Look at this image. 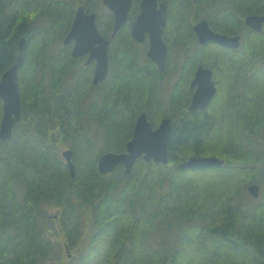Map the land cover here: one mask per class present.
<instances>
[{
    "label": "trees",
    "instance_id": "obj_1",
    "mask_svg": "<svg viewBox=\"0 0 264 264\" xmlns=\"http://www.w3.org/2000/svg\"><path fill=\"white\" fill-rule=\"evenodd\" d=\"M140 1L133 0L129 21L116 34L109 51L111 67L115 68L114 79L118 81L113 88L119 93V98L124 99L125 105L128 93L122 90L123 87L126 85L134 89L129 104H137L136 109L126 112V117L121 119L116 110L122 108L119 104L123 102L108 101L113 109V121L107 122V125L100 123L95 109H88L89 115L104 126L107 150L119 152L126 149V142L133 134L135 113L148 105L142 109L149 114L160 89V76L163 74L159 70L157 73L155 66L153 70H141L133 64L129 66L130 69L120 72V64H116L119 51L126 64H130L132 59L135 61L137 45L132 37L130 22L140 12ZM161 1L169 5L168 27L165 30L168 44L175 45L174 41L177 42L179 37L184 38L186 34L195 37L194 23L206 19L215 31L242 37L241 47L244 48L240 50V55L233 54L239 51L232 48L210 43L222 52L226 51L223 52L226 60L238 59L237 64L230 66V72L226 68L224 81L227 82L228 75L231 80L236 76V80L231 83L236 90L238 76L233 72L234 68H243V74L246 75L253 69L245 81L250 84L256 81L255 69L264 64V30L262 33L253 30L245 24L244 18L249 14H264V0ZM100 2L80 0L77 4L79 6L82 3L88 11H95L98 15ZM73 7L70 0H0V78L17 63L20 39L26 37L28 40L19 70L22 119L16 123L11 140L0 139V161L3 162L0 166V264H62L64 258L54 254L52 231L44 222L43 213L48 205L62 207L59 223L63 225L69 247H76L79 252L72 259V264H264V203L256 204L251 212L239 203L241 197L237 199L241 190L248 193L247 182L252 183L257 177L263 178L261 168L264 165L258 166L255 178L247 176V172L252 173L253 167L256 169L258 158L255 155V141L257 136L263 134L264 120L259 124L258 120L252 119L251 115L256 112H251L248 107L246 114H240L238 103L242 96L230 100V104L234 101L236 105L230 109L231 119L226 120L224 106L227 91L220 83L214 102L221 111L222 124L224 120L225 124L229 121L232 125L229 129L230 140L226 141L221 133L217 138L218 146L209 144L214 140L211 134V127L216 120L214 112L195 114L187 110L186 114L179 116L169 113L167 116L174 118V128L169 141L168 164L147 163L139 159L130 174H126L123 166H119L105 176L97 171L96 157L92 162H85L82 170L78 168L76 176L72 178L56 148L39 142L38 136L46 133L48 122L55 125L56 109L73 107L77 110L76 115H70L72 118L66 123L69 131L74 129L77 122L81 123L79 97L78 103L67 107L72 97H66V102L65 99L61 101L57 86H61L68 75V60L72 62L76 58L68 56L64 61L62 58L65 53L63 56L48 55L52 45L59 43L70 30L75 15ZM112 23L113 16L107 29L112 30ZM107 29L105 31L109 32ZM166 34H169V39ZM105 37L110 35L106 33ZM197 45L199 49L193 59L197 64L209 66L214 52L210 51L211 47L200 43ZM218 55L216 53L219 59L221 56ZM170 60H173L172 57ZM47 64L53 66V75L46 70L47 79H50L44 85L42 73ZM137 69L140 70L138 74ZM142 79L150 82L148 90L154 99L143 95L147 86H138ZM222 79L220 76V82ZM261 79L258 77L262 84L259 89L264 92V75ZM135 86L141 89L137 90ZM249 89L248 86L247 93ZM76 95L73 94L74 97ZM262 96L264 98V94ZM245 98L247 102L251 101L246 95L242 101ZM2 115L3 103L0 100V121ZM246 116L252 120L253 126L259 124L257 130L247 131L245 137L251 141L248 146L243 145L241 137L234 140V135L240 130L239 124L236 128L234 122H244ZM152 122L157 124L156 120ZM186 147L191 154L181 155ZM192 156H217L224 163L203 168L177 167L178 162ZM248 197L255 202L254 197ZM139 210L142 212L140 217L137 216ZM141 220L144 222L140 223ZM181 221L188 223L182 240L173 244L164 240L153 250L152 235L156 229L160 227L157 230L159 235L166 224L173 229ZM138 225L149 227L141 233L146 235L143 242L136 239L139 235ZM83 232L84 238L80 240ZM246 242L248 245H245ZM243 246H247V249Z\"/></svg>",
    "mask_w": 264,
    "mask_h": 264
},
{
    "label": "rangeland",
    "instance_id": "obj_2",
    "mask_svg": "<svg viewBox=\"0 0 264 264\" xmlns=\"http://www.w3.org/2000/svg\"><path fill=\"white\" fill-rule=\"evenodd\" d=\"M70 1H71L72 5L74 6L73 7L74 12H76L77 7H78L77 2H79L80 0H70ZM83 1H85V0H83ZM93 1L96 3L98 0H93ZM81 5H82V3H81ZM97 11H98L97 19L100 20V22L98 21V24H97L98 28L100 29V31L102 32V34L104 36H106V33L108 36L109 35L111 36L112 30L107 29V27H108L109 21L112 19V16H113L112 11L105 4H103L102 0L100 2L99 7H97ZM113 18H114V16H113ZM167 24H168V22L166 23L165 30L168 27ZM112 28H113V23H112ZM106 29L109 32H106L105 31ZM166 36L169 39V34H166ZM185 36H187V34ZM170 37H172V36H170ZM64 38L65 37H63L59 43L55 42L54 45H52V47L49 49V52H48L49 57H51L52 55L54 56L55 54L58 56H63L64 53L67 54L66 56H64L62 58V60H64V61H66L68 59V56L73 57L71 54L73 43L65 44ZM164 38H165V31H164ZM179 38H181V37H179ZM195 39L197 40V43H199L198 38L195 35L194 39L191 41V42L195 43V45L193 46L195 48L194 52H192L188 55H182V53H184V49L181 48V46L180 47L176 46L173 50V52H175V53H173L174 55L172 56V59L174 60V58H178L180 56L179 58H180L181 62L182 63L185 62L187 66H190L192 64V61L194 60L193 59L194 55L197 53V51L199 49L197 43L195 42ZM165 40L167 42L166 38H165ZM135 43L137 45L135 48L136 49L135 61H133L134 59H132L130 61V64H126L125 60L123 61V59H121V53L119 54L120 51L119 52L117 51L118 54L115 52L117 54V57H118L116 64L117 65L120 64L118 66V70L120 72H124V71L131 68L129 66L134 64L141 70H145V69H152L153 70L156 67V70H157L156 72L158 73L157 65L147 55V51H148L149 46H150L149 39L145 40L144 42H138L135 40ZM209 44H210V42L204 45V46L211 47L210 51L214 52L213 57H211L212 59L209 61V64H213L212 60H214L215 61V67L221 66V68L216 69V71L214 72V76L216 78L215 80H216L217 85L220 83V85L224 88L227 82L224 81L225 76H224V73L222 72V70H223V61L226 60L224 55H223L225 53H223V52H226V51L222 52L220 49H217L218 47H215V46H212V44H210V45ZM251 44H253V41H251ZM216 45H219V44H216ZM220 46H222V45H220ZM27 47H28V44H27L26 48ZM243 48H244V46L241 47V45L238 48H233L235 51H239V52H235L233 54L238 55L239 53H241L240 50H242ZM119 49H121V48H119ZM116 50H118V48ZM216 53L219 54L218 56H221L219 59L217 58ZM113 54H112V58H113ZM207 57H210V55ZM215 57L218 59V61L216 60ZM82 58H84V57L76 58L74 61H72L71 67L69 68L70 70L68 69L69 70L68 75L65 76L64 82L62 83L61 86H60V84L57 85L59 88L58 92L60 93L59 99L61 101H63L65 99V102H66V97L67 98L68 97L73 98L74 87L78 83V80H80V78H77V77L82 75L83 73L87 75V78L89 81L88 83L92 84V85H88L85 93L82 95V93L80 92V95H79V103L82 106V109H80L81 110L80 111L81 123L77 122L75 124L74 129L71 131H69L68 128L66 127V123H68L67 121L69 119H71L72 116L76 115V112H77V110L72 107L75 105V103L77 101V97H74L73 99L68 101V103L66 105L67 107H72V109L61 108V109L54 110V113L57 116L54 118L56 120L55 125L50 124L48 122V127L45 128V131L47 130L46 133L39 134V136H38L39 142H42L48 146L49 145L53 146L51 137H52V139L54 138L56 140L55 145L58 146L57 148L60 147V149H61V151H59L60 154L62 153V151L66 150L68 148H71L74 152L73 158H74V155L75 156L77 155L73 159V160H76V162L74 161L75 164L77 163L76 172L78 171V168L80 170H82V167L85 166V162H92L95 160L96 157L98 159V156L102 152L107 150V149H105L106 148L105 141H106L107 137H106V134L104 131V126L99 125V122L95 121V119L89 115V113H88L89 110L92 108L95 109V111H97L98 120L100 121V123L101 124L104 123L107 125V122L113 121V109L109 105L108 101H110V102H113V101L114 102H116V101L117 102H123L122 104H119L122 106V108L120 107V108H118V111L116 110V114H118V116H120L121 119L126 117L125 116L126 112H129V111H132L133 109H136V105H137L136 104L134 106H131L129 104L130 100L133 99L132 93L135 91L134 89H131L130 87H128L126 85L123 87L122 90L126 91V93H128V96L130 94L129 98L127 96V100H126L127 103L125 105L124 99L119 98V93L116 92L115 89L113 88L114 85L116 84V82H118V81L116 79H114L115 68L113 69L111 67V61H110V70H109L110 72H109L107 79H105L99 85H93L92 74L94 72V68L92 67V69H88L87 65H85V63H84L85 60L84 59L81 60ZM237 60L238 59H234V61H231V63L237 64ZM70 61L71 60H68V62H70ZM170 62H171V68H170V70H168V63H170ZM238 62L240 64V61H238ZM45 63L46 62L44 61V64ZM179 63L180 62H176V59L174 61L170 60L169 51H168L166 69H165V71L160 72V74H163V75L160 76L161 77L160 78L161 79L160 80V89H158V92H157L158 93L157 101H155V103L150 107L151 111L148 114V117L151 121L156 120L157 124L155 123L154 125H158V123L161 121L162 117L164 115L167 116L169 113L171 115L177 114L179 116L180 114H186V112H187V109L184 106V104L187 101H189V99L187 97H183V100L180 102H177V103H175V101L173 99H172V101L170 100V98H171L170 95L173 94L172 87L173 86L175 87L177 85V81H176L177 76L175 74L178 73ZM231 63L228 62L227 64L231 65ZM261 63L262 62H260V64ZM116 64H115V67H116ZM127 65H128V67H127ZM192 66L194 67V64H192ZM47 69H48V72L50 73V71H51L50 74L53 75L52 74L53 66H51V65L48 66V64H47V66L44 68V71L42 73L44 75V82H43L44 85H46V82L50 79V78L47 79L48 75L46 76V70ZM167 70H168V73H167ZM183 70H184V66H183ZM190 70H194V68L190 67ZM250 70H253V69H250ZM136 71H137V74H138V72H140V70H138V69ZM50 74H49V76H50ZM189 74H190V72L186 73L184 70L183 77H185L186 75H189ZM255 75H256V81H258V77H259V80L261 79V76L264 75V64L261 65V68L258 67L255 69ZM220 76L223 77L221 82H220ZM123 77H125V76H123ZM137 81H139V78H137ZM140 81H141V83L138 86L143 85V88H145V86H147V89L143 95L144 96L147 95L148 97L150 96V98H152L151 94L149 93V90H148L151 86L150 82H148V81L146 82V80H143V79ZM119 83H118V85H119ZM86 85H87V83L85 81L84 86H86ZM138 86H135V88L137 87L136 88L137 90H139V88H140ZM261 86H262V84H261ZM256 87H257V83H256L255 89L253 91L260 92V90L259 91L256 90ZM220 90H221V87H220ZM224 90H226V88H224ZM78 92H79V88H78ZM255 92H253V93H255ZM261 92L258 95H256V97H259V96L261 97L264 94V92L262 90H261ZM216 94L217 95L214 97V99L212 100L211 105H210V106H212L211 110H213L212 112H214L215 119H216V120H214L213 126L211 127L212 128L211 134H213L214 140H212L209 143L213 147L219 145L217 138H218L219 134H221V133H222V135L226 141L230 140V138H231V132L230 131L231 130H229V129L232 127V125L229 123V121L226 122V124H225L224 120H223V124H222V119L219 115L221 111H220L218 106H215V102H214L218 96V93H216ZM84 95L86 97L85 100H83ZM100 96H101V98H100ZM106 96H107V100L105 101ZM254 96H255V94H254ZM92 98H94V99H92ZM96 98L98 99V100H96V102L99 103L97 106H96V104L93 103V101ZM102 98H103V101H101ZM237 98L238 97H236V99ZM152 99H154V98H152ZM155 99H156V97H155ZM252 100L253 99H251L249 106H247L250 109V111L252 110L251 106L253 105V107H254V104H256L255 101L253 100L254 101L253 102ZM83 102H84V104H83ZM263 102H264V99H263ZM139 103H142L141 100H139ZM175 104H176L177 108L174 107ZM180 106H181V108H180ZM146 107H149V106L144 105L140 108V110L142 108H146ZM178 108H180V109H178ZM142 110H145V109H142ZM176 110H178V111H176ZM69 111H71V112H69ZM138 112L135 113L133 127H134V124L136 121V117L139 114ZM70 115H72V116H70ZM24 123L25 122H23V124H21L19 130L21 129V127H23ZM258 123H261V119L258 121ZM0 126H1V121H0ZM35 126L37 127V124ZM234 126H236L235 122H234ZM36 127H34V128H36ZM236 128H237V126H236ZM250 128L249 127H247V128L242 127L238 131L239 133L237 135H234V137H235L234 140H239V138L241 137L243 145H247V146L250 145L251 141L247 140V138L245 137V135L247 134V131L250 130ZM79 130H80V133H79ZM261 131L263 134H260V137L257 136V140L255 141V144L257 147L255 155L258 158L257 161L255 162L256 169L253 167L252 173H250V171H249V173L247 172V176H249V177L253 176L255 178L256 172L259 171L258 166L264 165V160H263L264 159V128ZM35 137H36V135H35ZM253 137L255 138V136H253ZM213 142H216V143H213ZM213 144H216V145H213ZM126 145H127V142H126ZM229 148H231V147H229ZM188 150H189V148L186 147L185 151H181V155L191 154V152ZM107 151H110V150H107ZM116 152H118V151H116ZM246 154L248 157V153H246ZM59 157L62 159V156H59ZM97 159L95 160L96 161L95 162L96 168H97V163H98ZM183 161H185V160H181L180 162H178L177 167H178V164H181ZM169 162H170V159L167 163H163V164H168ZM2 163L3 162L1 160L0 166L2 165ZM63 165L65 166L64 161H63ZM263 170H264V166H263V169L261 168L263 178L261 179L260 177H257V180L252 181V183H258L260 186V195L258 198H254L255 202H253L251 200V198L248 197V196H251L249 193L246 192L248 195L244 193V189L241 190L242 193L241 194L239 193V195L237 196V199L239 197H241V202L239 201V203H241L247 211L252 212L253 207L256 204L264 203V171ZM254 172H255V174H254ZM130 173H127V174H130ZM109 174H111V173H109ZM109 174H107V175H109ZM107 175H105V176H107ZM0 176H2L1 171H0ZM250 184H251V182H247L246 188H247V185L249 186ZM240 195H242V196H240ZM61 209H62V207H59V206L48 205L46 212L43 213V215L45 217L44 222L47 223V225L51 228V231H52L51 234H52V239H53L54 247H55L54 254L58 257L64 258L62 261V264H72V262H73L72 259L75 258L79 254V252H77L76 247H68V249H67V246H66L67 239L65 238L64 233H63V232H65V230L63 228V225H61L59 223V218L61 217V211H62ZM141 215H142V212H141V210H139L137 216L140 217ZM248 216L250 217V219H252L250 214H248ZM50 219H52V220H50ZM143 222H144V220L140 221V223H143ZM173 225H175V223H173ZM187 226H188V223L183 222V221L177 223V225H175L173 227V229H170L171 226L169 224H166L164 227H162L163 229H161V231H159V235H157V230H158V228H160V227H158L156 229V231L154 232V234L152 235L153 236L152 245L154 246L153 250L157 249V246H159V244L161 242H163L164 240H166L170 244H173L176 241H181L183 235L185 234ZM82 228L84 229V231H86L84 226H82ZM148 228L149 227L147 225H145L144 227H140L138 225L139 235H137V237H136V239L138 238V240H139L138 242L145 241L146 235H141V233L146 231ZM167 229H168V231H167ZM84 235H85V232H83V236L81 238H80V236H81L80 235V236H78L77 239L80 238V240H83ZM166 236H169L170 238L167 239ZM188 239H189L190 243H192V239H190V237ZM148 245H149V248L151 249L149 241H148ZM245 245H248V243L246 242ZM145 247H147V246H145ZM243 247L247 249V246H243ZM189 249L190 248H188V250ZM136 250H139V249L136 248ZM140 250L143 251V247H141ZM139 252L140 251L136 252V255ZM154 256H156V254H154ZM180 257H181V255H180Z\"/></svg>",
    "mask_w": 264,
    "mask_h": 264
},
{
    "label": "water",
    "instance_id": "obj_3",
    "mask_svg": "<svg viewBox=\"0 0 264 264\" xmlns=\"http://www.w3.org/2000/svg\"><path fill=\"white\" fill-rule=\"evenodd\" d=\"M113 13V28L110 38H106L97 25V13L88 12L80 5L74 16L72 26L64 38V43H73L71 54L82 57L88 54V62L95 61L94 84L104 81L109 71V48L117 32L129 20L133 7V0H102ZM140 12L131 22L133 38L144 42L147 35L150 46L147 55L162 72L165 69L168 46L163 37L167 23L169 5L165 1L141 0ZM245 24L257 32H263L264 14H249L245 17ZM194 30L202 45L209 42L228 47L238 48L241 45L240 35H227L215 31L208 20L201 19L194 25ZM28 40L22 37L19 41V58L17 63L7 69L0 78V99L3 102V116L0 126V139L10 140L13 136L15 124L22 118L21 93L19 89V67L26 50ZM192 85L197 86L193 95L190 109L197 111L206 109L214 98L217 88L213 81V70L202 65L198 66ZM173 130L172 118L165 117L159 126L154 128L147 112L138 115L133 129V136L127 143L124 152L107 151L98 159L97 167L100 173L107 174L114 171L120 164L125 172L130 173L136 161L143 156L146 161L167 163L169 161V141ZM73 150L62 151L71 177L76 175V165L73 161ZM223 159L216 156H194L179 164V168H202L220 166ZM248 192L255 198L260 195V186L253 183L248 186ZM68 249V246H67Z\"/></svg>",
    "mask_w": 264,
    "mask_h": 264
},
{
    "label": "flooded vegetation",
    "instance_id": "obj_4",
    "mask_svg": "<svg viewBox=\"0 0 264 264\" xmlns=\"http://www.w3.org/2000/svg\"><path fill=\"white\" fill-rule=\"evenodd\" d=\"M160 2H161V0H159ZM87 10V9H86ZM90 12H93V11H90ZM167 20H168V16H167ZM198 21H196L195 23H194V25L197 23ZM193 28H194V26H193ZM195 34H196V32H195ZM196 36H197V34H196ZM198 38V37H197ZM242 38V37H241ZM147 39H149V37H148V35H147V38H146V40ZM165 39V38H164ZM194 39V37H192V36H184V38L183 37H181V38H179L178 39V41L176 42V41H174V43H175V45H173L172 43H170V44H168V40H167V42H166V40H165V42H166V44L168 45V51H169V58H171L174 54L173 53H175V52H173V50H174V48L176 47V46H178V47H180L181 46V48H183L184 49V53H182V55H188V54H190V53H192V52H194L195 51V48L193 47L194 45H195V43H193V42H191L192 40ZM198 41H199V39H198ZM198 47H199V45H198ZM72 51V50H71ZM67 54H65V56H66ZM180 57V56H179ZM174 58V60L176 59V62H180L179 63V65H178V68H179V70H178V73H176L175 75L177 76L176 77V81H177V85L174 87H172V91H173V94L172 95H170V100L172 101V99L175 101V103H177V102H180V101H182L183 100V97H187L188 99H189V101H187L185 104H184V106L186 107V109L187 110H189V111H191V112H194L195 114H196V112H206V111H209V112H212L213 110H211L212 109V106L210 107V105H211V102H210V104L208 105V107L206 108V109H204V110H202V109H199V110H197V111H192L191 109H190V105H191V101H192V98H193V95H194V93H195V91H196V89H197V86H193L192 85V80H193V78H194V76H195V73H196V71H197V69H198V66L199 65H202V66H204V67H209V68H211L212 70H213V81H214V83H215V85H216V88H217V92H218V85H217V83H216V78H215V76H214V72L216 71V69H219V68H221V66H218V67H215V61L213 60V64H209V66L207 65H204L203 63H199V64H197V62H196V60H193L192 61V64H194V67L192 66V64L190 65V66H187L186 65V63L185 62H181V60H180V58ZM85 60V65H87V68L88 69H92V67L94 68V72H95V65H96V63H95V61H91V62H88V55L87 56H84V58H82L81 60ZM169 60V59H168ZM174 60H172V61H174ZM231 61H234V59H227V60H224L223 61V70H222V72L225 74L226 73V68L228 69V71L230 72V66L232 65V63H231ZM231 63V65L230 64H227V63ZM67 63V62H66ZM70 63V67H71V64H72V62H69ZM167 64V63H166ZM89 65V66H88ZM183 66H184V70H185V72L186 73H188V72H190V74L189 75H186L185 77H183V75H184V70H183ZM190 67L191 68H194V70H190ZM170 68H171V62L170 63H168V70H170ZM166 69V68H165ZM168 70H167V73H168ZM165 71V70H164ZM250 72H249V74H243V72H244V70H243V68H234L233 69V72H235V75H237L238 77V82H237V84L235 85L236 86V90L234 89V88H232V82H234L235 80H236V76L234 77H232V80H231V77H230V79H229V75L227 76V83H226V85H225V87L224 88H226V102H225V106H224V110H225V114H226V120H229L230 119V114H231V111H230V109H231V107H232V105H236V102H234L233 101V103L232 104H230V100H232L233 98L235 99L236 97H240V96H242L241 97V100L239 101V103H238V106H239V111H240V114H242V115H244V113L246 114V107L247 106H249V104H250V100H248V102L246 101V98H245V100L244 101H242V98H243V96H245L246 95V97H248L249 99H253L254 101H255V103H256V105H254L255 106V108L253 107V105L251 106L252 107V110H251V112H256V113H254L253 115H251V117H252V119H256V121L258 120H260L261 119V122L264 120V112H262V110L264 111V102H263V97L261 96V97H256V95H258L260 92H261V89H259V85L261 84L259 81H255V82H253V83H251L250 84V82H247V81H245L246 79H248V76L250 75V73H252V70H249ZM94 72H93V74H92V83H93V85H94V82H93V79H94ZM192 72V73H191ZM225 76V75H224ZM77 78H80V80H78V83L75 85V87H74V93H76V94H78V95H76V97L78 98L79 97V93L81 92L82 93V95L85 93V91H86V89H87V87H88V85H92V84H89L88 82V78H87V75L86 74H82V75H80V76H78ZM85 81H86V83H87V85L86 86H84V84H85ZM176 83V82H175ZM256 83H257V87H256V90H260V92H255V91H253L254 89H255V86H256ZM100 84V83H99ZM99 84H97V85H99ZM249 86V92L247 93L246 92V90H247V87ZM78 88H79V92H78ZM238 89V90H237ZM252 90V91H251ZM253 92H255V93H253ZM262 93V92H261ZM254 94H255V96H254ZM73 98H74V96H73ZM72 98V99H73ZM100 98H101V96H100ZM86 99V97H85V95L83 96V100H85ZM92 99H94V98H92ZM214 99V98H213ZM212 99V100H213ZM96 100H98L97 98L93 101V103L94 104H96V106L99 104V103H97L96 102ZM252 100V101H253ZM101 101H103V98H102V100ZM253 101V102H254ZM85 102V101H84ZM84 102H83V104H84ZM262 102H263V105H262ZM76 103H78V102H76ZM248 104V105H247ZM253 104V103H252ZM215 105H216V103H215ZM175 108H177L176 107V104H175V106H174ZM210 107V108H209ZM258 107H260L259 108V111H258ZM180 108H181V106H180ZM180 108H178V109H180ZM256 109H257V111H256ZM144 111H146V110H140L138 113V115H140V113H142V112H144ZM176 111H178V110H176ZM147 112V111H146ZM147 114H148V112H147ZM138 117V116H137ZM164 117V116H163ZM162 117V118H163ZM169 117H171V116H169ZM172 118V120H173V128H174V118L173 117H171ZM137 119V118H136ZM239 124V125H238ZM260 124V123H259ZM258 124V125H259ZM236 125H238V128H242V127H244V128H247V127H251L250 129H258V125H255V126H253L252 125V120L251 119H249V117L248 116H246L245 118H244V122H241V123H236ZM51 140H52V144H53V146L56 148L55 150L57 151V152H59V151H61V149H60V147L59 148H57L58 146H56L55 145V143H56V140L53 138L52 139V137H51ZM59 154H60V152H59ZM61 155V154H60ZM76 156L74 155V158H75ZM63 160V159H62ZM64 161V160H63ZM75 162H76V160H75ZM64 164H65V162H64ZM76 165H77V163H76ZM66 166V165H65ZM67 168V167H66Z\"/></svg>",
    "mask_w": 264,
    "mask_h": 264
}]
</instances>
